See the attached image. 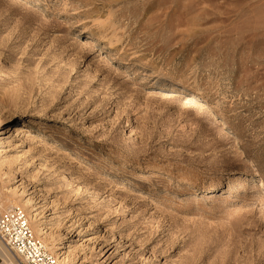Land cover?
Returning a JSON list of instances; mask_svg holds the SVG:
<instances>
[{
    "label": "rangeland",
    "instance_id": "374dc122",
    "mask_svg": "<svg viewBox=\"0 0 264 264\" xmlns=\"http://www.w3.org/2000/svg\"><path fill=\"white\" fill-rule=\"evenodd\" d=\"M13 206L63 264H264V0H0Z\"/></svg>",
    "mask_w": 264,
    "mask_h": 264
},
{
    "label": "built area",
    "instance_id": "2783aa9c",
    "mask_svg": "<svg viewBox=\"0 0 264 264\" xmlns=\"http://www.w3.org/2000/svg\"><path fill=\"white\" fill-rule=\"evenodd\" d=\"M0 242L17 264H63L36 237L26 211L13 206L0 215Z\"/></svg>",
    "mask_w": 264,
    "mask_h": 264
},
{
    "label": "bare ground",
    "instance_id": "6f19581e",
    "mask_svg": "<svg viewBox=\"0 0 264 264\" xmlns=\"http://www.w3.org/2000/svg\"><path fill=\"white\" fill-rule=\"evenodd\" d=\"M156 86H158V87H160V88H170V89H172V90H176L177 88H175V87H178L179 85H176V84H170V83H165V82H160L159 84H156ZM180 90H184V91H187V92H190V94L191 95H194V96H197V97H200L201 98V96H199L198 95V93L196 92V91H194V90H191V89H187V88H185V87H182V86H180ZM194 99H196V97H194ZM189 100V99H188ZM192 100V99H191ZM192 101H194V100H192ZM202 109H206V110H208V111H210L211 110V106L207 103V102H203L202 104ZM12 130V131H11ZM22 131H21V129H19V127L18 126H13V127H11L10 128V131H8V136L6 137V140H5V142H4V144L3 145H7V144H10V142H11V139H13V138H15L19 133H21ZM145 169H149V166L148 165H146L145 167H144ZM0 244H1V242H0ZM1 246L7 251V253L10 255V257L12 258V260H13V264H17V262L15 261V259H14V257L12 256V254L1 244ZM59 249V248H58ZM58 249L57 250H55L54 251V253H56L57 255H59L58 254ZM55 255V254H54ZM56 256V255H55Z\"/></svg>",
    "mask_w": 264,
    "mask_h": 264
},
{
    "label": "crops",
    "instance_id": "0c3cea01",
    "mask_svg": "<svg viewBox=\"0 0 264 264\" xmlns=\"http://www.w3.org/2000/svg\"><path fill=\"white\" fill-rule=\"evenodd\" d=\"M0 264H13V260L0 244Z\"/></svg>",
    "mask_w": 264,
    "mask_h": 264
}]
</instances>
